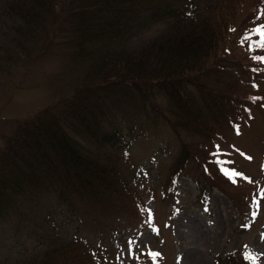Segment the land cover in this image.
Wrapping results in <instances>:
<instances>
[{"label":"trees","instance_id":"obj_1","mask_svg":"<svg viewBox=\"0 0 264 264\" xmlns=\"http://www.w3.org/2000/svg\"><path fill=\"white\" fill-rule=\"evenodd\" d=\"M253 1L237 18L243 0H0L3 24L21 39L60 37L81 74L68 96L15 119L4 137L0 237L33 244L16 258L0 252V264H109L99 247L89 254L80 237L63 238L58 217L80 225L84 206L113 200L114 158L139 134L163 125L180 142L173 181L195 158L183 133L203 139L214 124L236 122L228 117L241 87L231 74L247 60L243 40L264 3ZM196 183L200 197L209 195Z\"/></svg>","mask_w":264,"mask_h":264},{"label":"rangeland","instance_id":"obj_2","mask_svg":"<svg viewBox=\"0 0 264 264\" xmlns=\"http://www.w3.org/2000/svg\"><path fill=\"white\" fill-rule=\"evenodd\" d=\"M254 4L243 0L237 18H245ZM256 10L258 16L252 21L264 29V3ZM4 22L0 21V148L14 128L12 121L68 96L81 78L63 39H21L12 32L8 19ZM257 34L252 32L243 40V33L239 41L248 46V58L242 62L244 67L231 74L241 87L234 94L235 111L228 117L238 115L234 128L227 121L214 124L203 139L183 133L195 158L176 175L175 184L170 183L171 170L180 142L163 125L139 134L130 148L114 158L118 181L113 200L84 206L80 213L86 219L81 225L69 227L59 216L63 238L76 235L83 238L86 248L95 251L99 247L109 264H264V35ZM251 38L258 44L253 45ZM239 43L229 49L242 59ZM221 82L230 84L228 79ZM80 141L82 148L88 147ZM224 170H236L243 177H235L233 183ZM196 181L212 191L207 204L202 203L205 199ZM254 199L260 204L255 220L252 213L257 204L250 208ZM7 234L0 237V252L6 257L24 255L32 247L33 243L14 242ZM153 251L159 257L151 258Z\"/></svg>","mask_w":264,"mask_h":264},{"label":"snow or ice","instance_id":"obj_3","mask_svg":"<svg viewBox=\"0 0 264 264\" xmlns=\"http://www.w3.org/2000/svg\"><path fill=\"white\" fill-rule=\"evenodd\" d=\"M255 31L260 32L262 35H264V29H256ZM252 99L255 100L256 98H252ZM246 111H247V109H246ZM237 131H238V127H237ZM216 150H217V152H219V150H220L219 146H216ZM241 155H244V154L241 153ZM247 158L249 160L251 159V157H247ZM224 174L226 176H228L232 180L233 183L236 182V180L234 179L235 177H243V173H240V172H238L236 170H232L231 172H229L227 170H224ZM244 178L245 179H248L246 177H244ZM259 212H260V204H259V202H257V210H256V212H253L252 213V219L253 220L256 219V217H257V215H258ZM151 220H152V214H151V212H149V214H148V221L150 222ZM149 255H150L151 258L154 259L156 257H159L160 253L153 251V252L149 253Z\"/></svg>","mask_w":264,"mask_h":264}]
</instances>
